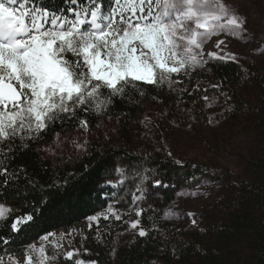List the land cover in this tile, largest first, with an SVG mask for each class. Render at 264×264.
<instances>
[{"label": "snow or ice", "instance_id": "obj_1", "mask_svg": "<svg viewBox=\"0 0 264 264\" xmlns=\"http://www.w3.org/2000/svg\"><path fill=\"white\" fill-rule=\"evenodd\" d=\"M63 5L53 10L39 0H0V189L22 178L34 184L26 168H10L14 154L29 149V141L43 140V134L57 123L62 130L54 132L48 147L37 146L38 152L62 155L65 144L77 153L86 152L89 121L80 113L111 120L114 98L138 105L145 97L142 85L167 88L178 97L180 108L183 94L192 96L193 92L178 88L183 84L178 77L207 64L205 44L222 33L241 37L246 31L245 19L225 0H63ZM223 43L218 41L216 47ZM207 56L228 58L216 52ZM202 99L206 107L217 103L216 97L204 95ZM145 121L151 123L147 116ZM67 124L73 125L71 130L64 127ZM96 127L107 129L102 119ZM108 131L115 133L116 129L106 130V138ZM116 171L123 177V169ZM118 183L123 184L124 178ZM138 199L133 197L134 202ZM10 211L0 204V220L7 219ZM108 211L115 214L111 206ZM141 214L142 210H136L137 216ZM177 215L168 211L165 218ZM18 222L10 225L13 231L18 230ZM138 224L133 221L130 226L136 229ZM138 235L144 237L147 232L140 229ZM49 236L55 234L41 241H48ZM52 246L61 247L55 241ZM58 255H48L43 243L39 248L31 244L24 249L23 264H46ZM78 255V251H68L64 258L85 264L73 260ZM8 261L20 264L11 254ZM0 264H5L2 255Z\"/></svg>", "mask_w": 264, "mask_h": 264}, {"label": "rangeland", "instance_id": "obj_2", "mask_svg": "<svg viewBox=\"0 0 264 264\" xmlns=\"http://www.w3.org/2000/svg\"><path fill=\"white\" fill-rule=\"evenodd\" d=\"M225 2L245 19L246 31L241 37L222 33L205 44L207 64L192 72L200 73L202 83L198 84L194 78L183 74L178 77L183 84L177 87L193 92L192 96L187 92L183 94L184 103L180 108L176 103L178 97L168 91V101L144 104L141 115L127 128L108 120L103 122L107 129L101 127L90 131L89 146L111 144L126 154L116 167L124 170L123 177L115 170L108 184L113 190L109 206L115 214L109 212L108 207L98 213L95 220L88 219L73 228L54 233L55 236H49L48 241L40 239L34 243L37 248L43 243L48 255L59 253L57 260L46 264H58L59 258L68 251H78L74 260L94 264L84 258L92 256L96 247L108 243L115 247L121 242H131L139 236L140 229L151 230L163 240L170 249L172 264H199L195 258L197 255L209 259L211 254L224 260V264L249 262L252 242L245 240L251 235L254 239L258 233L256 230L264 226V88H257L249 74V70L255 69L264 77V0ZM220 40L224 43L217 48L216 43ZM208 52L228 58L212 59L207 56ZM233 56L235 59L231 58ZM224 62L238 64L249 78L248 88L237 90L233 97L224 95L209 69V65ZM212 85H219V88ZM204 95L216 97L217 103L206 107L202 99ZM237 99L244 101L246 107L239 106L235 102ZM145 116L151 123L145 121ZM210 117L212 123H209ZM112 128L116 132L108 131L106 138L105 131ZM64 149L62 155L39 154L42 158L47 156L43 159L58 169L73 164L87 152L77 153L67 144ZM164 163L197 166L206 175L181 186L184 178L163 170ZM122 178L124 183L119 184ZM167 180L172 182L165 183ZM134 196L139 197L135 202ZM169 196L173 201L165 206ZM245 201L252 206L256 229L247 236L238 233L241 236L234 239V245L218 253L221 235L232 231L233 227L229 228L231 215L243 212ZM138 209L142 210L140 216L136 215ZM168 211L178 215L165 218ZM188 213L194 215L190 217ZM116 215L120 219H116ZM145 215L147 226L143 223ZM154 216H158L160 224L151 220ZM133 221H139L136 229L130 226ZM61 234H64L62 238ZM53 241L61 247L54 249ZM14 257L23 264L24 254ZM5 264H9L8 256ZM158 264L168 263L161 260Z\"/></svg>", "mask_w": 264, "mask_h": 264}, {"label": "trees", "instance_id": "obj_3", "mask_svg": "<svg viewBox=\"0 0 264 264\" xmlns=\"http://www.w3.org/2000/svg\"><path fill=\"white\" fill-rule=\"evenodd\" d=\"M39 2L48 5L53 10L64 7L63 0H39ZM209 69L224 95L228 97H233V93L237 90L248 88L249 78L245 77L242 68L234 62L212 64L209 65ZM249 74L257 88H264V77H261L255 69L249 70ZM188 78H194L198 84L203 81L200 73L197 72L191 73ZM142 87L146 90L145 97L138 105L114 98V103L110 106L111 120L127 128L141 115L144 104L169 100L167 88L157 89L151 85H142ZM152 97H157V99L154 100ZM136 98L141 99L138 94ZM235 102L239 106L246 107L244 101L237 99ZM80 115L89 121L90 131L97 129L96 125L101 119L103 122L109 120L107 116L99 118L94 114L80 113ZM64 127L71 130L73 125L67 124ZM61 130L62 126L57 123L43 134V140L35 143L29 141V149L24 151L18 149L14 154L10 168L23 166L27 169L28 176L34 184L28 185L22 178L10 184L6 189H0V204L11 209L7 219L0 220V255L4 257L9 254L23 255L25 247L38 242L41 237L80 225L89 217L106 210L111 203L113 190L108 184L118 161L126 154L111 144L90 145L78 161L54 169L48 161L41 157L37 146L43 148L49 145L53 141L54 132ZM126 160L129 161L130 158ZM163 170H169L176 177L182 176L184 179L181 186L206 175L199 167L192 165L177 166L174 163H164ZM171 182L165 181V183ZM165 198L168 199V197ZM168 201L165 206H168L173 198L170 197ZM245 204L243 212L239 215H231L229 220L231 227L229 228L233 227L232 231L221 235L218 253L224 252L226 248L230 249L234 245V239L243 234L247 236L256 229L251 214L252 206L247 201ZM146 219L147 215L143 218V223L147 226ZM17 220H19L18 230L13 231L10 225ZM151 220L160 224L158 216L152 217ZM256 231L258 233L254 239L251 235L245 240L252 242L251 258L247 264H264V226ZM146 232L147 235L144 237H135L133 241L121 242L115 247L110 243L104 247H96L94 254L84 259L94 264H158L161 260L172 264L168 246L155 232L151 230ZM238 233L241 235L238 236ZM4 239L9 240L10 243L4 244ZM195 258L199 260V264H224V260L213 254L209 259L201 255ZM58 264H73V261L60 257Z\"/></svg>", "mask_w": 264, "mask_h": 264}]
</instances>
